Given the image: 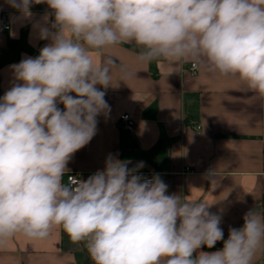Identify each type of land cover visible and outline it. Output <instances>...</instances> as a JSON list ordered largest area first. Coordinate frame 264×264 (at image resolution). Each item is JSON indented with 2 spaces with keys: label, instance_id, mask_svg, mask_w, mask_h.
Here are the masks:
<instances>
[{
  "label": "clouds",
  "instance_id": "clouds-1",
  "mask_svg": "<svg viewBox=\"0 0 264 264\" xmlns=\"http://www.w3.org/2000/svg\"><path fill=\"white\" fill-rule=\"evenodd\" d=\"M5 3L25 19L34 4H46L34 27L49 43L10 66L15 82L0 97V245L17 234L43 240L61 228L84 244L92 264H254L264 253V214L255 208L224 239L212 204L167 194L158 174H139L143 162L129 168L110 154L86 180L64 178L96 135L97 117L110 111L105 90L116 61L97 63L93 54L134 45L142 63L205 64L264 98V0ZM207 178L218 185L215 171ZM220 241L222 248L202 250Z\"/></svg>",
  "mask_w": 264,
  "mask_h": 264
},
{
  "label": "crops",
  "instance_id": "crops-1",
  "mask_svg": "<svg viewBox=\"0 0 264 264\" xmlns=\"http://www.w3.org/2000/svg\"><path fill=\"white\" fill-rule=\"evenodd\" d=\"M31 11L32 18L25 19L0 0V97L15 82L10 66L38 56L49 43L34 27L43 22L47 5L34 4ZM133 49L134 45H117L93 54L97 63L107 56L116 61L113 86L105 90L110 111L97 117L96 135L69 161L65 182L71 173L86 180L103 170L110 154L129 161V168L143 162L139 174H158L168 186L167 194L212 204L209 211L221 215L227 239L229 228L242 227L249 210L264 214V98L237 77L221 76L205 64L192 75L193 62L142 63ZM123 114L134 119L133 129L124 126ZM211 171L219 177L216 187L207 178ZM222 247L220 241L202 250ZM0 264L92 262L83 243L71 242L61 228H54L43 240L20 234L9 239L0 245ZM254 264H264V253Z\"/></svg>",
  "mask_w": 264,
  "mask_h": 264
},
{
  "label": "built area",
  "instance_id": "built-area-1",
  "mask_svg": "<svg viewBox=\"0 0 264 264\" xmlns=\"http://www.w3.org/2000/svg\"><path fill=\"white\" fill-rule=\"evenodd\" d=\"M5 28L9 29V25H6ZM197 68H198L197 64H194V63L191 64L190 70H191L192 75L196 74ZM120 120L124 123V126L126 128H128V129H133L134 126H135V121L129 114L121 115ZM196 128H197V130H201L202 126L200 124H196ZM153 175H154L153 173H147V174L144 175V177L148 178V179H151V177ZM67 178H68V181L70 179H82V175L78 174V173H71V174L68 175Z\"/></svg>",
  "mask_w": 264,
  "mask_h": 264
},
{
  "label": "trees",
  "instance_id": "trees-1",
  "mask_svg": "<svg viewBox=\"0 0 264 264\" xmlns=\"http://www.w3.org/2000/svg\"><path fill=\"white\" fill-rule=\"evenodd\" d=\"M22 38H23V39L26 38V32H25V31H23V33H22Z\"/></svg>",
  "mask_w": 264,
  "mask_h": 264
}]
</instances>
